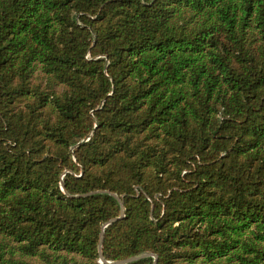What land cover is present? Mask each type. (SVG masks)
<instances>
[{
    "label": "trees",
    "instance_id": "trees-1",
    "mask_svg": "<svg viewBox=\"0 0 264 264\" xmlns=\"http://www.w3.org/2000/svg\"><path fill=\"white\" fill-rule=\"evenodd\" d=\"M114 219L109 263L264 264V0H0V264Z\"/></svg>",
    "mask_w": 264,
    "mask_h": 264
},
{
    "label": "water",
    "instance_id": "water-1",
    "mask_svg": "<svg viewBox=\"0 0 264 264\" xmlns=\"http://www.w3.org/2000/svg\"><path fill=\"white\" fill-rule=\"evenodd\" d=\"M119 203H120V206H121V213H123L122 203L121 202H119ZM116 220L117 219H114V220L109 221L107 224H105L102 227V231L100 232V235H99V243H98V253H99V258H100L99 263L100 264H128V263H131V262H134V261H137V260L146 258V257H153L154 258L153 264H156V257L154 255L149 254V253H144V254H141V255H138V256L129 258V259L125 260V261L116 262V263H109V262H106V261L103 260V258H102V243H103V237H104V228L107 225L112 224Z\"/></svg>",
    "mask_w": 264,
    "mask_h": 264
}]
</instances>
